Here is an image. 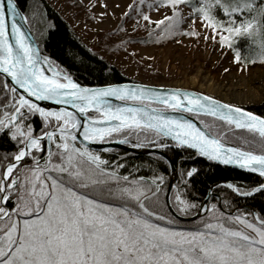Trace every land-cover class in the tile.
<instances>
[{
  "label": "snow or ice",
  "instance_id": "1",
  "mask_svg": "<svg viewBox=\"0 0 264 264\" xmlns=\"http://www.w3.org/2000/svg\"><path fill=\"white\" fill-rule=\"evenodd\" d=\"M145 4L124 13L139 17L133 31L154 25L149 39L177 44L203 37L223 57L231 53L241 72L257 64L253 51L264 66V0H153L149 11L171 10L159 20ZM17 16L25 19L16 0H0V264H264V207L254 208L264 202V182L226 183L221 210L197 202V167L169 185L152 168L164 157L149 161L152 175L144 176L142 166L105 159L112 149L89 147L115 141L195 150V157L264 178V117L199 91L112 82V69L103 57L87 56L90 49L79 63L75 51L62 49L61 67ZM135 42L121 44L127 51Z\"/></svg>",
  "mask_w": 264,
  "mask_h": 264
},
{
  "label": "rangeland",
  "instance_id": "2",
  "mask_svg": "<svg viewBox=\"0 0 264 264\" xmlns=\"http://www.w3.org/2000/svg\"><path fill=\"white\" fill-rule=\"evenodd\" d=\"M47 2L67 21L86 46L118 68L128 80L194 89L241 106L264 101V91L261 89L264 66L259 62L251 67L250 73L241 72L239 66L231 63V53L223 57L219 48H214L203 37L199 41L182 37V43L177 44L175 39H161L159 42H156L155 36L149 39L148 32L154 25L136 26L137 30L133 31L139 17L135 11L130 12L128 17L124 13L129 12V5L138 3V0ZM142 7L153 20L163 19L171 13L166 8L149 11L146 4ZM27 15L32 24L31 29L37 35L35 37L40 40L51 21L41 13L39 4L35 2L29 5ZM144 24L141 21V25ZM189 24L190 21L183 27L187 28ZM121 27L125 31H120ZM197 29L202 31L199 23ZM128 39L136 42L129 44L125 51L121 41ZM225 67L230 68L229 73L224 72Z\"/></svg>",
  "mask_w": 264,
  "mask_h": 264
},
{
  "label": "trees",
  "instance_id": "3",
  "mask_svg": "<svg viewBox=\"0 0 264 264\" xmlns=\"http://www.w3.org/2000/svg\"><path fill=\"white\" fill-rule=\"evenodd\" d=\"M16 1L19 4L20 8L23 10L30 27L32 26V24L28 18L27 9L29 5L31 6L34 2L39 4L41 8V13L45 15L48 20L51 21V25H53V27L47 28V30L44 33V36L41 37L40 40L38 39L41 46V50L44 54L48 55L56 64L60 65L61 67H66L67 65L64 62L61 50L69 49L70 51H75L77 53V63H79V59L82 57L83 52H87V50H89L90 48L80 40V38L74 33V31L67 23V21L49 4V2H47V0H16ZM152 2L153 1L150 2L147 1L146 4ZM35 36L37 37L36 34ZM244 47H247V45H244ZM92 54H95L97 58L100 57L92 50L90 52H87V56H91ZM87 56H83V58L87 59ZM250 58H257V62H259L258 57H255V51H253L250 54ZM104 62L112 69L111 71L112 82H120V81L128 80L127 77L124 76L118 68H116L112 64H109L105 59ZM90 63L93 66H95V60L90 61ZM81 82L87 85L100 84V80L93 77H88L87 79L81 77ZM244 107L264 116V101L258 104H251ZM204 119L206 122H209L211 120V118L208 117H205ZM229 139H231V137H229ZM150 146H155V145H150ZM110 149H112L111 152L104 154L105 159H110V160L121 159V162L127 163L129 170H132L134 165L142 166L139 175H144V176L152 175V172L149 171L148 169V162L155 160L158 157H162L161 155L155 153L145 155V154H136L120 148H110ZM161 150H163L168 155H170V157L177 166L179 178L176 184L180 183L181 172L184 169L197 167L198 169L201 170L199 177L201 182L196 185V188L199 190L197 192V202H203L210 186L213 183L220 180H230L234 184H238V185H244V184L253 185L264 182V178L259 177L257 174H252L231 167H227L224 165H219L216 164L215 162L208 161L205 158L195 157V152L192 150L185 151L183 149H175V148L161 149ZM94 151H98V150H94ZM194 157L195 160L193 162ZM152 168L157 173L163 174L169 184L170 166L168 165L166 159H164V161L158 164L153 163ZM121 171L123 174H127V172H125L124 170ZM220 186H221L220 188L216 187L214 189V192L220 194L223 200L226 193L229 192L230 190L224 188L223 185ZM210 203H217L218 207H220L218 199H213V196L210 198ZM243 203H244L243 201L240 202L241 206L243 205ZM262 207H264V202L261 201L256 202L254 205V208L257 211H260ZM221 210H223V208H221ZM182 226L185 228H191L193 227V221H187V222L182 221Z\"/></svg>",
  "mask_w": 264,
  "mask_h": 264
},
{
  "label": "water",
  "instance_id": "4",
  "mask_svg": "<svg viewBox=\"0 0 264 264\" xmlns=\"http://www.w3.org/2000/svg\"><path fill=\"white\" fill-rule=\"evenodd\" d=\"M18 10H19L21 16L25 17L24 20H21L20 16H17L18 23H20L22 25L23 30L30 36V38L32 39V41L34 42V44H36V45H38L40 47V44H39L37 38L35 37V35H34L32 29H31V27L29 26V24L27 22V18L25 16L23 10L20 8L19 4H18ZM115 83H137V84H142V85H146V86H150V87H156V88H173L174 87V86L154 85V84L143 83V82H138V81H134V80H125V81H120V82H115ZM89 86H98V85H89ZM179 88H182V87H179ZM185 89H188V88H185ZM188 90L198 91V90H194V89H188ZM199 92H201V91H199ZM202 93H204V92H202ZM204 94H206V93H204ZM215 98H217V97H215ZM217 99H220V98H217ZM220 100H222V99H220ZM222 101L223 102H226V103H229V102L224 101V100H222ZM113 103H119V102L118 101H113ZM41 104H42V106H45V107H51V108L58 107L57 105L51 104V102H41ZM235 105L236 106H240V107H244V106L237 105V104H235ZM244 108L247 111H251V112H253L256 115H259V116L264 117L263 115L258 114V113L254 112V111H252V110H250V109H248L246 107H244ZM188 118L192 119L193 122L197 124V126L203 127V125H201L199 123V120L196 119L195 117L190 116ZM89 147L91 149H93V150H98V151H101L103 148L107 147V148H120V149L128 150V151L133 152V153H136V154H145L146 155V154L155 153V154L161 155L167 161L168 160H171V162L176 166V164L174 163V161L172 160V158L170 157V155H168L166 152H164L160 148H157L156 146H145V147H142V148H133L130 144L129 145L119 144V143H116L114 141L112 143L103 144V145L102 144H90ZM192 151L195 152V150H192ZM227 167H231V168H234V169H238V168H235L233 166H227ZM238 170H241V169H238ZM241 171H244V170H241ZM178 178H179V175H178L177 166L175 167V170H173V168L170 167V180H169V185H175L177 183V181H178ZM228 182L233 183L230 180H220V181H217V182L213 183L210 186V188L208 189V192L206 194L205 199L203 200V203H205L207 205L208 203H210V198L212 196H216L218 198L219 206L222 208V196L220 194L214 192V189L217 187V185H223L224 186ZM182 221L187 222V221H192V220H190V219H182Z\"/></svg>",
  "mask_w": 264,
  "mask_h": 264
},
{
  "label": "flooded vegetation",
  "instance_id": "5",
  "mask_svg": "<svg viewBox=\"0 0 264 264\" xmlns=\"http://www.w3.org/2000/svg\"><path fill=\"white\" fill-rule=\"evenodd\" d=\"M41 47V46H40Z\"/></svg>",
  "mask_w": 264,
  "mask_h": 264
}]
</instances>
